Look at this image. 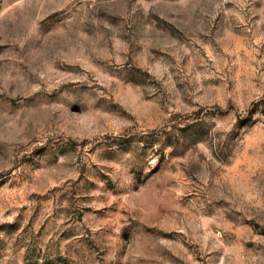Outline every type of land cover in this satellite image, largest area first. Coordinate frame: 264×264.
<instances>
[{"label": "rangeland", "instance_id": "rangeland-1", "mask_svg": "<svg viewBox=\"0 0 264 264\" xmlns=\"http://www.w3.org/2000/svg\"><path fill=\"white\" fill-rule=\"evenodd\" d=\"M0 264H264V0H0Z\"/></svg>", "mask_w": 264, "mask_h": 264}]
</instances>
